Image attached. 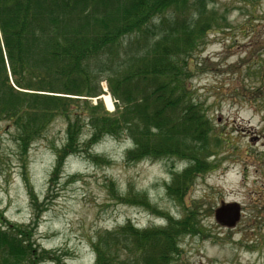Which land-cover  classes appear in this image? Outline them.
<instances>
[{
	"label": "trees",
	"instance_id": "16d2710c",
	"mask_svg": "<svg viewBox=\"0 0 264 264\" xmlns=\"http://www.w3.org/2000/svg\"><path fill=\"white\" fill-rule=\"evenodd\" d=\"M211 1L0 0V125L19 156L25 158L58 119L65 122V142L52 149L50 180L79 154L78 144L126 138L127 164L171 160L166 193L183 206L196 178L212 168L205 159L220 139L212 136L210 119L189 86L198 70L193 54L217 24L206 9ZM102 83L114 100L111 114L97 99L105 94ZM109 192L162 223L140 228L128 220L97 234L93 264H171L179 257L180 236L195 226L192 208L183 206L176 218L146 196L121 197L112 185ZM41 215L39 210L26 224L11 223L0 209V264H63L61 255L36 243Z\"/></svg>",
	"mask_w": 264,
	"mask_h": 264
},
{
	"label": "rangeland",
	"instance_id": "374dc122",
	"mask_svg": "<svg viewBox=\"0 0 264 264\" xmlns=\"http://www.w3.org/2000/svg\"><path fill=\"white\" fill-rule=\"evenodd\" d=\"M211 2L206 9L217 24L193 54L192 66L197 63L198 70L189 86L192 99L210 119L212 136L220 139L205 159L212 168L196 178L184 199L195 226L180 236V255L171 264H264V0ZM104 96L102 104L111 114L114 101ZM2 127L0 209L18 224L41 210L36 243L61 255L64 264H93L91 243L97 234L128 220L142 228L161 223L145 208L113 199L111 185L121 197L146 196L164 214H184L166 193L171 160L127 164L131 144L126 138L105 137L87 148L78 144L79 154L69 156L60 176L50 180L56 161L52 149L65 142V122L55 121L25 158ZM88 136L85 128L82 141ZM94 155L109 162L93 161ZM173 165L182 169L180 163ZM231 204L238 205L239 219L226 227L214 214Z\"/></svg>",
	"mask_w": 264,
	"mask_h": 264
},
{
	"label": "water",
	"instance_id": "95a60500",
	"mask_svg": "<svg viewBox=\"0 0 264 264\" xmlns=\"http://www.w3.org/2000/svg\"><path fill=\"white\" fill-rule=\"evenodd\" d=\"M214 217L223 226L233 227L239 219V207L236 204L223 206L215 212Z\"/></svg>",
	"mask_w": 264,
	"mask_h": 264
},
{
	"label": "bare ground",
	"instance_id": "6f19581e",
	"mask_svg": "<svg viewBox=\"0 0 264 264\" xmlns=\"http://www.w3.org/2000/svg\"><path fill=\"white\" fill-rule=\"evenodd\" d=\"M104 98L107 99V103H108V105H110V100H109V98H108L107 96H104Z\"/></svg>",
	"mask_w": 264,
	"mask_h": 264
}]
</instances>
